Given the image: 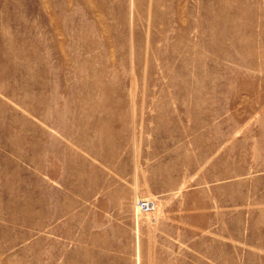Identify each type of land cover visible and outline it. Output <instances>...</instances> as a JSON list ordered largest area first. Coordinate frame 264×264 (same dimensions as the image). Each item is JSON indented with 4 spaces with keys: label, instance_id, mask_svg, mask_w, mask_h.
Here are the masks:
<instances>
[{
    "label": "rangeland",
    "instance_id": "rangeland-1",
    "mask_svg": "<svg viewBox=\"0 0 264 264\" xmlns=\"http://www.w3.org/2000/svg\"><path fill=\"white\" fill-rule=\"evenodd\" d=\"M0 264H264V0H0Z\"/></svg>",
    "mask_w": 264,
    "mask_h": 264
},
{
    "label": "bare ground",
    "instance_id": "bare-ground-1",
    "mask_svg": "<svg viewBox=\"0 0 264 264\" xmlns=\"http://www.w3.org/2000/svg\"><path fill=\"white\" fill-rule=\"evenodd\" d=\"M131 17V16H130ZM131 24V23H130ZM130 27H131V25H130ZM131 30V29H130ZM131 36V35H130ZM131 54V53H130ZM132 77V76H131ZM134 130V129H133ZM47 132V131H46ZM134 132V131H133ZM30 160H32V159H30ZM34 164V166L35 167H37V170H39V171H43V166H41L40 165V163H33ZM44 169H46V168H44ZM135 178H136V176H135ZM135 181H136V179H135ZM136 189V188H135ZM136 192V191H135ZM147 198V197H146ZM137 199V198H136ZM149 199V198H148ZM138 200V199H137ZM136 204H137V202H136ZM156 210H157V208H156ZM155 210V211H156ZM154 211V212H155ZM140 213H142L141 212V210H140V207L138 206V205H136V207H135V214H136V221H137V224H138V226H137V228H136V239H137V243L139 244L140 243V231H139V217H140ZM153 213V212H152ZM22 222L23 223H21V224H24V223H30L29 224V226L30 227H32V228H40V226L42 225L38 220H36V219H34L33 218V220H31V218H29V219H23L22 220ZM138 260H139V257H138Z\"/></svg>",
    "mask_w": 264,
    "mask_h": 264
},
{
    "label": "built area",
    "instance_id": "built-area-1",
    "mask_svg": "<svg viewBox=\"0 0 264 264\" xmlns=\"http://www.w3.org/2000/svg\"><path fill=\"white\" fill-rule=\"evenodd\" d=\"M137 205L140 207L142 213L150 214L157 208V202L154 199L139 198Z\"/></svg>",
    "mask_w": 264,
    "mask_h": 264
}]
</instances>
